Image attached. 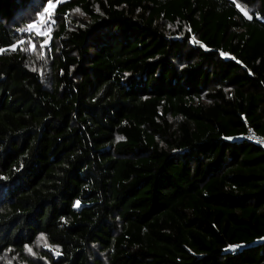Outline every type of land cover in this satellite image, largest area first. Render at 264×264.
<instances>
[{
	"label": "trees",
	"instance_id": "trees-1",
	"mask_svg": "<svg viewBox=\"0 0 264 264\" xmlns=\"http://www.w3.org/2000/svg\"><path fill=\"white\" fill-rule=\"evenodd\" d=\"M246 126L264 0H0V264H264Z\"/></svg>",
	"mask_w": 264,
	"mask_h": 264
},
{
	"label": "rangeland",
	"instance_id": "rangeland-1",
	"mask_svg": "<svg viewBox=\"0 0 264 264\" xmlns=\"http://www.w3.org/2000/svg\"><path fill=\"white\" fill-rule=\"evenodd\" d=\"M52 5L54 4L47 5L46 8L48 11L45 12L44 10V12L39 16L38 20L29 26L28 32H33L39 36H45L49 33L50 27L52 25V22L50 21V15L55 8V5L54 7H52Z\"/></svg>",
	"mask_w": 264,
	"mask_h": 264
},
{
	"label": "built area",
	"instance_id": "built-area-1",
	"mask_svg": "<svg viewBox=\"0 0 264 264\" xmlns=\"http://www.w3.org/2000/svg\"><path fill=\"white\" fill-rule=\"evenodd\" d=\"M63 1L65 0H61V2ZM243 139H245L249 143L258 145L264 149V138L256 135L250 126H246V132Z\"/></svg>",
	"mask_w": 264,
	"mask_h": 264
},
{
	"label": "snow or ice",
	"instance_id": "snow-or-ice-1",
	"mask_svg": "<svg viewBox=\"0 0 264 264\" xmlns=\"http://www.w3.org/2000/svg\"><path fill=\"white\" fill-rule=\"evenodd\" d=\"M52 7H54V5H52ZM47 11H48V9L46 8V9H45V12H47ZM249 18H251V17H249Z\"/></svg>",
	"mask_w": 264,
	"mask_h": 264
}]
</instances>
